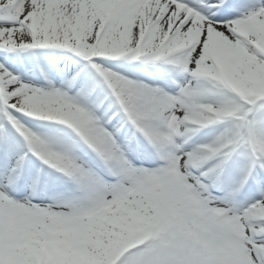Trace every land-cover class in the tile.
I'll list each match as a JSON object with an SVG mask.
<instances>
[{
	"label": "snow or ice",
	"instance_id": "1",
	"mask_svg": "<svg viewBox=\"0 0 264 264\" xmlns=\"http://www.w3.org/2000/svg\"><path fill=\"white\" fill-rule=\"evenodd\" d=\"M0 264H264V0H0Z\"/></svg>",
	"mask_w": 264,
	"mask_h": 264
}]
</instances>
